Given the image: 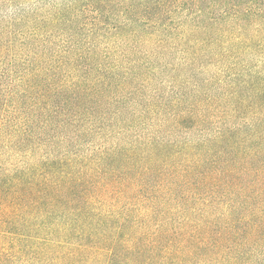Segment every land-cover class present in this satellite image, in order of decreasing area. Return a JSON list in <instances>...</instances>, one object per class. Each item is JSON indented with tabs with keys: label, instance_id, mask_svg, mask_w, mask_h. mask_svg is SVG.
<instances>
[{
	"label": "trees",
	"instance_id": "obj_1",
	"mask_svg": "<svg viewBox=\"0 0 264 264\" xmlns=\"http://www.w3.org/2000/svg\"><path fill=\"white\" fill-rule=\"evenodd\" d=\"M0 264H264V0H0Z\"/></svg>",
	"mask_w": 264,
	"mask_h": 264
}]
</instances>
